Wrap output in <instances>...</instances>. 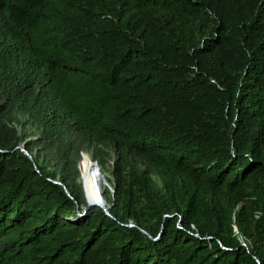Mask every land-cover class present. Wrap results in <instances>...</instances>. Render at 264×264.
Masks as SVG:
<instances>
[{
    "label": "trees",
    "instance_id": "trees-1",
    "mask_svg": "<svg viewBox=\"0 0 264 264\" xmlns=\"http://www.w3.org/2000/svg\"><path fill=\"white\" fill-rule=\"evenodd\" d=\"M0 264H264V0H0Z\"/></svg>",
    "mask_w": 264,
    "mask_h": 264
},
{
    "label": "rangeland",
    "instance_id": "rangeland-1",
    "mask_svg": "<svg viewBox=\"0 0 264 264\" xmlns=\"http://www.w3.org/2000/svg\"><path fill=\"white\" fill-rule=\"evenodd\" d=\"M34 137H35L34 136V132L33 131H30L29 133H27V139L26 140H29V139L31 140ZM23 145H24L23 143L20 144V147H21V150L24 152L25 149H24V146ZM87 157L91 158L90 155H87ZM92 161L96 165L91 164L90 165V168L86 171V173L83 174V178H84V181H85V184H86L88 190L91 191L90 190V187H91V189L93 191V187H94V184H93L94 176H98L99 177L101 183L99 184V186L97 187V189H98V193H99V196L101 197V200L103 202V207H104V201H103L102 196H101V193H102L101 192L102 191V188L101 187L106 186L110 190V192L113 193V188L111 187L110 183L107 180V177H111V168H112V165H113V160L112 161L110 160V162L107 164V166H106V168H105V170L103 172L99 169L98 164L94 160H92ZM96 168H97V174H94V176H91L94 173V170L96 171ZM89 176H91V177L88 180ZM88 183H89V186L90 187L88 186ZM92 198H93V196H92Z\"/></svg>",
    "mask_w": 264,
    "mask_h": 264
},
{
    "label": "bare ground",
    "instance_id": "bare-ground-1",
    "mask_svg": "<svg viewBox=\"0 0 264 264\" xmlns=\"http://www.w3.org/2000/svg\"><path fill=\"white\" fill-rule=\"evenodd\" d=\"M94 174H97V168H96V171L94 170V173L91 176H94ZM91 176H89L88 180L90 179ZM100 183H101V181H100L99 177L98 176H94L93 191H92V189H91V187L89 186V183H88V186L90 187V190H91L90 192L92 193V196H93L92 201H94L96 203V205H103V202L101 200V197L99 196L98 189H97V187L99 186Z\"/></svg>",
    "mask_w": 264,
    "mask_h": 264
},
{
    "label": "water",
    "instance_id": "water-1",
    "mask_svg": "<svg viewBox=\"0 0 264 264\" xmlns=\"http://www.w3.org/2000/svg\"><path fill=\"white\" fill-rule=\"evenodd\" d=\"M24 152L27 154V152L24 150ZM28 155V157L29 158H31V155H29V154H27ZM65 192H66V194L67 195H70V192H69V190L67 189V188H65ZM94 204H96L94 201H92L91 203H90V205L89 206H92V205H94ZM99 206H101V207H103V205H99ZM104 209H105V211H106V208L105 207H103ZM108 213V212H107Z\"/></svg>",
    "mask_w": 264,
    "mask_h": 264
}]
</instances>
